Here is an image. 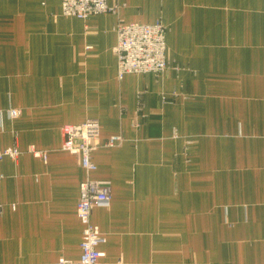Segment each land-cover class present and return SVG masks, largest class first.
I'll return each instance as SVG.
<instances>
[{"label":"crops","instance_id":"0c3cea01","mask_svg":"<svg viewBox=\"0 0 264 264\" xmlns=\"http://www.w3.org/2000/svg\"><path fill=\"white\" fill-rule=\"evenodd\" d=\"M0 0V264L80 258L86 174L61 127L96 118L106 264H264V0ZM166 26L160 74H116L117 21ZM9 109L19 111L11 117ZM46 153V160L29 148Z\"/></svg>","mask_w":264,"mask_h":264},{"label":"built area","instance_id":"2783aa9c","mask_svg":"<svg viewBox=\"0 0 264 264\" xmlns=\"http://www.w3.org/2000/svg\"><path fill=\"white\" fill-rule=\"evenodd\" d=\"M61 15L77 19L106 12H114L106 0H60ZM116 42L112 52L116 57V74L118 78L126 74H160L169 63L165 53L166 26L161 21L151 24L125 23L117 21L114 26ZM8 114L16 117L19 111L9 109ZM62 141L60 149L75 155L85 178L79 184V195L76 203L75 216L82 226L79 243L80 258L76 264H106L102 261L104 252L98 246L105 242L104 235L91 222L92 211L96 207H108L111 202L110 183L95 180L90 174L96 170L91 154L99 147H112L122 140L121 136H110L103 144L99 142V124L96 118H87L80 124H65L61 127ZM29 151L43 161L46 153ZM18 154L15 148L0 150V159L11 158ZM67 263L60 258L56 264Z\"/></svg>","mask_w":264,"mask_h":264}]
</instances>
